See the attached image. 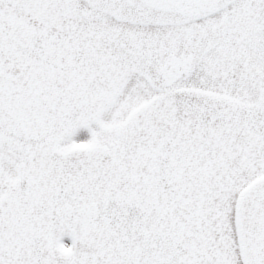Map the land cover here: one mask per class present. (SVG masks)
Returning a JSON list of instances; mask_svg holds the SVG:
<instances>
[{
    "label": "snow or ice",
    "instance_id": "snow-or-ice-1",
    "mask_svg": "<svg viewBox=\"0 0 264 264\" xmlns=\"http://www.w3.org/2000/svg\"><path fill=\"white\" fill-rule=\"evenodd\" d=\"M0 264H264V0H0Z\"/></svg>",
    "mask_w": 264,
    "mask_h": 264
}]
</instances>
